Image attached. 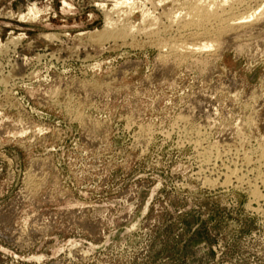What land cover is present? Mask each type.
I'll return each mask as SVG.
<instances>
[{
	"label": "rangeland",
	"instance_id": "rangeland-1",
	"mask_svg": "<svg viewBox=\"0 0 264 264\" xmlns=\"http://www.w3.org/2000/svg\"><path fill=\"white\" fill-rule=\"evenodd\" d=\"M115 1L0 0V264H264V0L99 39Z\"/></svg>",
	"mask_w": 264,
	"mask_h": 264
},
{
	"label": "bare ground",
	"instance_id": "bare-ground-1",
	"mask_svg": "<svg viewBox=\"0 0 264 264\" xmlns=\"http://www.w3.org/2000/svg\"><path fill=\"white\" fill-rule=\"evenodd\" d=\"M155 1V0H154ZM154 1H153V4H154ZM157 1V0H156ZM166 1L167 0H158V4L157 5H163L164 3H166ZM174 1V2H173ZM231 0H188V2H187V0H186V4H181V0H172L171 2L172 3H174V4H172V5H176V6H181L182 5V7H177V8H175V9H177V10H175V9H172L171 11L168 9V10H166L165 12H166V15H167V17H168V19L169 20H172V25H174L173 24V22H182L181 24H183L182 26H184L185 28H187V26H201V25H203L204 26V24H208V22H211V21H213V20H216V23H217V21H219L220 22V24H221V22L223 21L224 23L226 22L225 21V18L224 19H222V16H224L225 15V13L224 12H226V10H222V8L221 7H223L224 5H225V7L226 6H229V5H227V3L228 2H230ZM233 2H235L236 3V1H238V0H236V1H234V0H232ZM146 2H148L147 0H117V1H115L113 4H112V8H110V10H111V15H112V13H115L116 15H121L122 16V19H124V20H119L121 23H120V25H117V22H115V21H113L112 20V18H110V13H108L109 11L107 10L106 12H107V14L105 15V21H104V28H103V30H102V32H100V34H99V39H102V40H106V39H114V38H126V37H130V36H133L134 35V33H136L137 31H139V32H141V31H143L144 32V30H147L149 27H151L152 25L154 26V23H155V21H157V19H161V17L159 18V16L161 15H163V13H162V5H161V8H159V9H161L160 11H161V13L159 14V16L158 17H156L157 16V14L155 15L153 12H156L155 10H153L152 12H151V10L150 9H148L147 7H146ZM232 2V3H233ZM149 7H153V6H151L152 4H151V2L149 1ZM156 3V2H155ZM185 3V2H184ZM171 4V3H170ZM237 4H239V2H237ZM236 4V5H237ZM165 5V4H164ZM102 7H104L103 5H101ZM173 6V7H174ZM175 6V7H176ZM232 6H234V5H232ZM155 7V6H154ZM172 8V7H171ZM220 8V9H219ZM224 8V7H223ZM230 9L228 10V13H230V10L231 9H233V8H231V7H229ZM235 8V7H234ZM152 9V8H151ZM154 9V8H153ZM227 9H228V7H227ZM236 9V8H235ZM134 10L136 11V10H138V12L137 13H139V18L135 21H132V20H130L129 19V17L131 16V15H133L132 13H135L134 12ZM222 10V11H221ZM221 11V12H220ZM236 11V10H235ZM158 12V11H157ZM224 13V14H223ZM257 13V12H256ZM104 14H105V12H104ZM226 14H227V12H226ZM245 14V12L243 13V15ZM249 14V13H248ZM252 14H255L254 12L253 13H251V14H249L248 16H246L245 17V15L242 17V16H239V21L241 20H245V22H246V19H248L249 18V20H250V17H251V19H253L254 17V15H252ZM115 15V16H116ZM247 15V14H246ZM235 16V15H234ZM124 17V18H123ZM163 17H166L165 16V14L163 15ZM240 17H242V18H240ZM253 17V18H252ZM121 18V17H120ZM127 18V19H126ZM131 18V17H130ZM164 19V18H163ZM227 19H228V26H229V21H230V17H227ZM233 19H235V17L233 18ZM115 20V19H114ZM256 20L257 21H260L259 23H260V25L262 24V22L264 23V5H263V7L261 8V10L260 11H258V13H257V15H255V18H254V20H252L253 22H251V21H249V23L251 22L252 23V25H253V23H254V21L256 22ZM237 21H238V18H237ZM236 21V22H237ZM240 21V22H241ZM160 22V21H159ZM218 22V23H219ZM231 22V21H230ZM233 22V21H232ZM239 22V23H240ZM243 22V21H242ZM119 23V22H118ZM212 23V22H211ZM213 23H214V21H213ZM244 23V22H243ZM243 23H241V24H243ZM246 23H248V22H246ZM256 23H258V22H256ZM156 24H157V22H156ZM162 24V23H161ZM169 24V23H168ZM181 24H180V26H181ZM233 24H235V23H232V24H230V25H232L233 26ZM237 24V23H236ZM159 26H160V24H158ZM157 25V26H158ZM163 25V24H162ZM179 25V24H178ZM213 25V24H212ZM238 25V24H237ZM236 25V26H237ZM246 25V24H245ZM259 25V26H260ZM157 26H156V28H157ZM165 26H167V25H165ZM164 26V27H165ZM169 26V25H168ZM170 26H171V24H170ZM169 26V28H171ZM210 26V25H209ZM236 26H234V27H236ZM239 26V25H238ZM258 25L256 24V25H253L252 27H253V29L255 28V29H257L258 30V28H256ZM258 26V27H259ZM263 26V25H262ZM163 27V26H162ZM161 27V29H163ZM179 27V26H178ZM206 27V26H205ZM212 26H210V27H208V29L209 28H211ZM240 27H241V25H240ZM243 27V26H242ZM251 27V26H250ZM249 27V28H250ZM261 27V26H260ZM259 27V28H260ZM191 28V27H190ZM197 28H200V27H197ZM202 29H203V27H201ZM200 28V29H201ZM224 28H227V27H224ZM245 28V27H244ZM246 28H247V26H246ZM245 28V29H246ZM249 28L247 29V31L249 30ZM192 29V28H191ZM195 29V28H194ZM240 28H238V30H239ZM263 29H264V27H263ZM149 30H152V29H149ZM149 30H147V31H149ZM164 30V29H163ZM162 30V31H163ZM165 30H167V29H165ZM197 30V29H196ZM215 30V29H214ZM237 30V31H238ZM241 30V29H240ZM261 30H262V28H261ZM146 31V32H147ZM155 31V30H154ZM156 31H157V29H156ZM155 31V33L156 34H154L155 36L157 35V32ZM158 31H159V29H158ZM182 31V30H181ZM185 31V30H184ZM204 31H206V29L204 30ZM226 30L224 29V32H225ZM247 31L245 32V30L243 31H238V32H236V30H235V32L236 33H238L237 35H239V38H240V34H243V36L245 35V33H247ZM252 31V34H254V33H256V32H258V31H256V30H251ZM161 32V31H160ZM159 32V33H160ZM163 32H166V31H163ZM179 32V31H178ZM193 32H194V30H193ZM200 32H203V31H200ZM228 32V31H227ZM248 32H250V30L248 31ZM254 32V33H253ZM149 33L150 32H148V33H146V34H148L149 35ZM151 33H154V32H152L151 31ZM150 33V34H151ZM183 33V32H182ZM205 33H207V32H204V34ZM222 33H223V29H222ZM233 33V32H232ZM145 34V33H144ZM166 34V33H165ZM180 34V33H179ZM193 34H195L196 35V33H193ZM207 34H209V33H207ZM251 34V33H250ZM249 34V35H250ZM148 35H146V36H148ZM164 34H162V36H163ZM170 35V34H169ZM183 35V34H182ZM181 35V36H182ZM190 35V34H189ZM200 35V34H199ZM198 35V36H199ZM213 35V34H212ZM227 35V34H226ZM135 36V35H134ZM133 36V37H134ZM151 36V35H150ZM159 36V35H158ZM158 36L156 37L157 39H159L158 38ZM197 36V37H198ZM221 36V35H220ZM229 36H231V35H228V36H225V38L228 40V37ZM235 37H231L230 39H234V38H237L236 37V35H234ZM254 36V35H253ZM176 37H179V36H176ZM175 37V38H176ZM194 37V36H193ZM132 38V37H131ZM135 38V37H134ZM148 38H150V37H148ZM152 38V37H151ZM150 38V39H151ZM156 38H155V40H156ZM169 38H172L173 40H174V38L172 37V36H170ZM180 38V37H179ZM191 38V37H190ZM212 38V37H211ZM214 38V37H213ZM160 39H163V38H160ZM159 39V40H160ZM165 39H167V41H163L164 43H166V42H168V38H165ZM176 39H178V38H176ZM191 39H193V38H191ZM191 39H189V41H188V43L190 42V41H193V40H191ZM200 40H201V38H199ZM208 39V38H207ZM220 39V38H219ZM131 40V39H130ZM153 40V42H154V39H151V41ZM159 40H157V41H159ZM180 40V39H179ZM196 40H197V38H196ZM224 40V39H223ZM125 41V40H124ZM134 41H136L135 39H134ZM156 41V43H158ZM169 41H171V40H169ZM175 41V40H174ZM182 41V40H181ZM204 41V40H203ZM209 41V40H208ZM207 41V42H208ZM216 41V40H215ZM220 41V40H219ZM231 41H234V40H231ZM240 41H241V39H240ZM239 41V42H240ZM262 41H264V40H262ZM149 42V41H148ZM162 42V43H163ZM186 42V41H185ZM194 43V45L197 43L198 44V40L195 42V40L193 41ZM201 42V41H200ZM207 42L205 41V43L207 44ZM221 42V41H220ZM256 42V41H255ZM258 42H259V40H258ZM257 42V43H258ZM134 43H136V42H134ZM147 43V42H146ZM151 43V42H150ZM173 44H174V42H172ZM171 43V44H172ZM192 43V42H191ZM203 43V42H202ZM208 43H210V42H208ZM218 43V42H217ZM232 43H235V42H232ZM238 43V42H237ZM241 43V42H240ZM239 43V44H240ZM132 44V43H131ZM170 44V43H169ZM172 44V45H173ZM184 43L182 42V45H183ZM190 44V43H189ZM189 44H186V45H188V47L191 45H189ZM197 44H196V46L195 47H197ZM200 44V43H199ZM206 44H204L203 43V47L205 46H207ZM210 44H212V43H210ZM216 43H214L213 42V45H215ZM222 44V43H221ZM221 44H217V48H221L222 46H221ZM238 44V45H239ZM242 44H243V42H242ZM158 45V44H157ZM176 44H174V46H175ZM181 45V46H182ZM233 45H237L236 43L235 44H233ZM259 45V44H258ZM160 46V45H159ZM161 46H163V45H161ZM167 46V45H166ZM165 46V47H166ZM177 46V45H176ZM175 46V47H176ZM180 46V47H181ZM193 46V45H192ZM192 46L190 47V48H192ZM212 46V45H211ZM220 46V47H219ZM229 46V45H228ZM232 46V45H231ZM242 45H240V48H242L241 47ZM246 47L247 45H243V47ZM256 46V45H255ZM261 46V45H260ZM168 47V46H167ZM169 47H170V45H169ZM182 47H184V45L182 46ZM181 47V48H182ZM187 47V46H186ZM194 47V46H193ZM194 47V48H195ZM199 47H201L200 45H199ZM202 47V48H203ZM204 47V48H205ZM237 47V46H236ZM239 47V46H238ZM253 47V46H252ZM257 47V46H256ZM263 47V46H262ZM159 48V47H158ZM180 48V49H181ZM194 48H192V49H194ZM203 48V49H204ZM246 48H248V47H246ZM258 48V47H257ZM175 49H179V47H177V48H175ZM182 50H184V48H182ZM196 50V49H195ZM205 50V49H204ZM241 50V49H240ZM239 49H238V51H240ZM247 50V49H246ZM187 51V50H186ZM206 51H208V49L206 50ZM206 51H204V52H206ZM180 52V51H179ZM183 52V51H182ZM184 52H185V50H184ZM188 52H193V51H188ZM196 52V51H195ZM200 52V53H199ZM198 53L199 54H201V52L202 51H199ZM248 52V51H247ZM181 53V52H180ZM179 53V54H180ZM194 53V52H193ZM257 53V52H256ZM263 53V52H262ZM186 54V53H185ZM188 55V54H187ZM237 55H239V54H237ZM263 56H264V53H263ZM199 58V57H198ZM205 58V57H204ZM204 60V59H203ZM205 61V60H204ZM204 63V62H203ZM261 77V76H260ZM261 78H263V77H261ZM262 80V79H261ZM260 80V81H261ZM232 82V81H231ZM262 82V81H261ZM261 84V83H260ZM263 84V83H262ZM231 86H232V84H231ZM234 86V85H233ZM236 132V131H235ZM229 135H231V134H229ZM216 155V154H215ZM201 156V155H200ZM238 162V161H237ZM240 165V164H239ZM199 175V174H198ZM260 180V179H259ZM262 182L264 183V180H262ZM261 196V195H260Z\"/></svg>",
	"mask_w": 264,
	"mask_h": 264
}]
</instances>
